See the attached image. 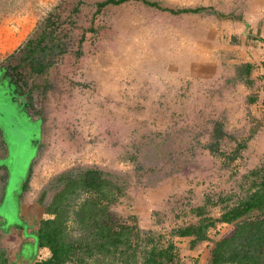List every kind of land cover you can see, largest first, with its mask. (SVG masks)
<instances>
[{
  "label": "rangeland",
  "instance_id": "374dc122",
  "mask_svg": "<svg viewBox=\"0 0 264 264\" xmlns=\"http://www.w3.org/2000/svg\"><path fill=\"white\" fill-rule=\"evenodd\" d=\"M77 1L78 10L70 12L71 3ZM96 1L0 0V132L4 133L3 125L6 123L9 127L15 125L16 129L11 133L12 142L16 149L26 152L11 166L4 157L6 148L0 145V194L4 178L10 180L4 198L6 203L0 205V216L9 224L23 218L25 223L34 225L41 216V206L35 205V199L51 175L76 164H98L126 174L125 192L129 197L124 200L128 203L115 205L114 209L118 213L130 214L132 207L136 206L139 227L161 235L164 241L170 236V229L197 222L200 216L212 215L217 219L220 210L216 207L209 206L199 215L180 203L190 199V203L194 201L199 205L206 193L212 197L235 191L241 193L238 188V182L243 181L241 170L247 166L248 159H254L251 137L257 127L253 128L255 117L251 112L254 108L246 102L250 92L246 85L243 88L234 78L231 79L232 73L225 72L228 79L222 81L224 71L233 67L227 64L230 56L228 45L236 44L237 40L234 35L227 34V22L218 14L241 19L237 12H240L243 2L154 0L156 7L139 0H127L107 3L95 11ZM56 3L60 4L55 9L59 21L56 34L67 51L38 77L35 76L34 79L38 80L33 81L29 76V82L36 84H32L29 91L32 101V110H29L25 108L21 91L16 90L19 86L16 87L11 74L4 70L6 64L1 62ZM189 5L209 6L212 11L174 14L159 8ZM242 21L239 23L244 24ZM244 28L243 33L248 37L262 38L251 34L256 32H250L249 27ZM42 52L26 50L28 58L24 59L22 52L20 65H27L30 58ZM194 68L199 71L196 75L192 74ZM207 69L208 74L203 75ZM217 69L219 72L223 70L222 74ZM228 82L234 93L239 91L234 100L224 94V86ZM163 95L171 96L168 106L163 107ZM178 96L181 97L179 106L172 101V97ZM241 107L245 112L244 122L238 125L239 121L233 114ZM130 110L135 113H129ZM141 114L147 116V120ZM9 115L13 121H9ZM209 117L224 118L221 126L225 125L229 130L219 139L221 150L231 151L236 142L246 140L245 146L227 166L223 165L224 155L198 148L206 141L210 142L207 135L198 133L204 124L201 122ZM148 126L155 130L167 128L164 144L168 146V153H174L171 158L164 155L167 160L163 158L158 162L156 171H169L170 168L169 173L160 178L151 174L149 168L152 165L150 159H156L154 148L145 150L143 157L139 154L140 162L146 166L138 170L139 178L131 168L129 154L137 155L138 152L134 144L146 147L151 144L149 137L154 133L149 132ZM195 136L202 141L194 149L173 148V137L184 139L178 141L184 147L195 143ZM158 151L162 152L161 149ZM262 160L264 158L258 163ZM30 161L27 188L21 196L22 210L19 211L20 184L26 179ZM4 163L8 164V172L11 171L9 176H6ZM149 172L151 181L146 177ZM157 180L161 183L152 186V182ZM146 181L147 187L142 186ZM172 205L180 206L176 209L177 215H173ZM6 208L12 212L6 213ZM67 224L74 232L69 219ZM3 226L6 227L7 222ZM19 228L14 226L0 235V248L14 259L20 242L31 240L29 247L33 250L27 256L33 257V237ZM226 229L216 220L206 229L207 238L197 241L192 248L187 246L185 236L174 239L177 235H173L172 239L178 240L177 251L181 258L198 264L200 254H204L209 243L224 234ZM24 251L28 252L27 249ZM94 261L89 258L87 264L104 262Z\"/></svg>",
  "mask_w": 264,
  "mask_h": 264
},
{
  "label": "trees",
  "instance_id": "16d2710c",
  "mask_svg": "<svg viewBox=\"0 0 264 264\" xmlns=\"http://www.w3.org/2000/svg\"><path fill=\"white\" fill-rule=\"evenodd\" d=\"M121 1L124 0H101L97 2V5ZM141 1L158 7L154 0L150 2L148 0ZM58 7L59 3H56L46 11L23 41L8 53L4 61L1 62L2 65L6 64L4 70L11 74L16 87L19 86L16 90L21 91L20 96L24 99L25 108L29 110H32L29 91L32 90V84L36 86L35 83L29 82V76L31 79H34L35 76L38 77L45 69L53 65L62 53L67 51L64 43L59 40L56 34L59 21H57L58 12L55 9ZM159 8L163 7L159 6ZM171 11L177 12L178 10L171 9ZM26 50L28 52L42 50L43 52L30 58L27 65L21 66L19 60L22 52H24L22 58H28ZM251 67L252 65L248 62H242L235 68V73L240 79L244 78L245 85L248 87L251 82L249 78ZM13 76L16 79H13ZM35 80L38 79L36 78L33 81ZM257 99L258 93L250 92L246 102L250 105L256 102ZM263 102L261 101V104ZM129 113L134 114L135 112L130 110ZM142 117H146L147 120V116ZM222 119L220 117H209L201 122L204 124L198 133L207 135L210 142L206 141L198 148H206L208 153L224 155L225 162L223 165L227 166L238 155L239 149L243 148L246 140L243 143L236 142L231 151L221 150L219 139L229 132L225 125L221 126ZM148 128L149 132L154 133L149 137L151 144L149 147L143 144L141 146L134 144L138 152L137 155L129 154L132 163L131 168L134 175L139 178L140 173L138 170L146 168L145 164L140 162L139 154L143 157L146 154L145 150L154 148L153 152L156 154V159H150L152 165L149 168L151 174L160 178L169 173L170 168L169 171L158 172L156 171L159 168L158 162L164 158V155L171 158L174 153H168V146L164 144L166 139L164 134L167 132V128L164 130H155L151 126H148ZM187 133L189 131L183 134ZM0 137V145L6 148L4 157L11 166L12 164L15 165L16 162L12 163L10 157V145L8 146L7 143L6 146L1 132ZM173 139L175 140L174 149L188 148L192 150L202 141L198 139V136H195V143L183 147L178 141L181 140L180 142H182L184 139H178V137H173ZM159 149L162 152H159ZM25 154L26 152L23 151L22 156H25ZM164 160L167 159L164 158ZM7 165L4 166L6 176L8 173L11 174V171L8 172L9 167ZM30 168L31 161L26 172V179L20 184L19 211L22 210L21 196L27 188V177ZM126 172L129 173V171ZM150 172L146 176L149 178L147 181H151ZM125 177L124 171L112 167L104 168L98 164H76L61 169L46 180L35 199L36 202L42 203L44 197L49 195L48 200L43 204V210L49 216H41L34 225L25 223L19 212L18 217L21 219L16 218L17 223L9 224L7 219L0 216V235H3V232H7L14 226L16 228L20 227V230H26L25 234H30L33 237L35 249L39 246H46L48 249L46 258L37 261V264H87L89 258L95 260L94 262L102 263L104 261L103 264H106V262L110 264H197L187 262L185 258L180 257L177 251L178 246L172 236L187 237V246L192 248L197 244V241L207 238L206 229L214 224L216 218L212 215L200 216L197 222L172 228L169 230L170 236L163 241L161 235L151 232L150 229L139 227L137 216L139 214H137L138 209L136 206L132 207L130 214L124 211L118 213L119 211L117 212L114 209L115 205L128 203L127 200H124L129 197L125 192L127 186ZM241 178L243 181L238 182L241 193L235 191V193L225 195L217 194L214 197L206 193L199 205H195L196 202L194 201L190 203V199L180 203L181 206L182 204H185L186 207L189 206L190 210H194L199 215L210 207H216L220 210L217 219L233 224L229 232L213 240L208 257L203 264H264V160L242 173ZM147 181L142 182V186L147 187ZM160 181H154L151 185L157 186L161 183ZM8 182H10L9 178L5 177L0 194V205L6 203L4 198L7 194ZM81 195L83 196L80 200H77ZM172 207L174 209L173 215H177L176 209L180 206L172 205ZM8 210L10 209H5L6 213L12 212V210ZM68 219L72 223L74 232L69 230ZM6 222L7 226L4 227L3 225ZM24 249H27L28 252H25ZM31 250L33 248H29L28 243L20 242L14 261L13 257L9 258L5 254L4 248H0V264H31L32 257L27 256ZM35 253L36 250L32 253L33 257Z\"/></svg>",
  "mask_w": 264,
  "mask_h": 264
},
{
  "label": "crops",
  "instance_id": "0c3cea01",
  "mask_svg": "<svg viewBox=\"0 0 264 264\" xmlns=\"http://www.w3.org/2000/svg\"><path fill=\"white\" fill-rule=\"evenodd\" d=\"M239 12V11H238ZM241 14L240 17L242 20H244V24H240L238 21H234L230 23V19L228 20L227 28L225 31H227L228 35L234 34L236 37L237 43L233 45H228V48L230 49L229 57L227 58V64L230 63L233 65L231 70L224 71L223 73V79H228L225 77V72L226 74L232 73L231 79H235L237 84H240L243 88L245 86L244 78L240 79L238 75L235 73V64L237 65L238 63L241 62H249L250 65H252L250 73H249V78H253L251 82L252 85L249 87L246 86L251 92V90L254 88L253 93L255 92L257 94L258 92V99L256 102L252 103L249 105L251 108H254L251 113H253L252 117L254 120V123H256L255 128L257 131L253 134L251 137V142L250 144L253 145L254 147V152L252 153V158L248 162L251 166L257 165L258 161L264 158V145H262L264 141V137L261 140V137L264 136V102L261 104V101H264V0H244V4L242 5V9L240 10ZM244 27H249L250 32H256V33H251L254 36H261L262 39L256 40L254 38L248 37L245 33H243V29L245 30ZM24 36V35H23ZM22 36V37H23ZM233 56V57H231ZM208 69L203 72L204 74H208ZM194 75H196L197 68H194L192 71ZM217 72L218 69H217ZM223 70L219 73L222 74ZM220 75V74H219ZM233 81V80H232ZM233 81V83H235ZM166 90V89H165ZM238 90V89H237ZM241 91V90H240ZM244 91V90H243ZM166 92H170L166 90ZM239 91L235 92L232 90V87H230V83H226L224 86V94L228 95V99L234 100L235 94H238ZM242 97V95H241ZM166 100L163 102V107L166 105H169V101H171V96H166ZM164 98V99H165ZM173 100L176 101V104L179 102L178 99L181 100V97H172ZM263 99V100H262ZM230 101V100H227ZM229 103V102H228ZM177 106V105H176ZM234 117H237L239 123L238 125L243 124L244 122V115L245 112L243 110V107L240 109L238 108L236 114H233ZM258 117V119L256 118ZM235 123V120H234ZM258 144V145H254ZM181 236H175L174 239L179 238ZM182 238V237H181ZM30 242V240H28ZM176 241L175 244L177 243L178 240ZM197 251V250H196ZM195 251V252H196ZM203 254H200L198 260H206V257L204 255V258L202 257Z\"/></svg>",
  "mask_w": 264,
  "mask_h": 264
},
{
  "label": "flooded vegetation",
  "instance_id": "af4514ba",
  "mask_svg": "<svg viewBox=\"0 0 264 264\" xmlns=\"http://www.w3.org/2000/svg\"><path fill=\"white\" fill-rule=\"evenodd\" d=\"M67 1V0H66ZM99 1H101V0H97L96 2H95V4H96V8H95V11L97 10L98 11V9L102 6V5H100V6H98L97 5V2H99ZM124 1H127V0H124ZM140 2H142V3H144L145 5H148V6H150L151 4L150 3H146L145 1H141V0H139ZM149 2L151 1V0H148ZM122 2V1H121ZM242 5L244 4V0H242ZM107 3H112V2H107ZM107 3H105V4H107ZM116 3H119V2H116ZM78 4H79V1H77V2H74V3H71V8H70V12H72V10H78V8H79V6H78ZM105 4H103V5H105ZM112 4H115V3H112ZM59 7H60V4H59ZM63 7V6H62ZM69 9V8H68ZM162 9H166V10H168V11H170V12H172V13H174V14H176V13H195V12H198V11H208V10H211L212 11V7H209V6H198V5H189V6H183V7H178V8H171V9H177L178 11L177 12H173V11H171V9L170 8H162ZM170 9V10H169ZM242 9V6L240 7V10ZM239 11V10H238ZM46 13V12H45ZM238 13V16H240V14H241V12H237ZM219 16H222V20H224V21H226L227 22V24H228V20L230 19V23L231 22H234V21H238L239 22V20H241V19H238V17L236 16L235 18H230V16H228V15H225V14H218ZM43 16V15H42ZM41 16V17H42ZM40 17V18H41ZM224 17H226V18H224ZM234 20V21H233ZM243 23H244V20L242 21ZM28 33V32H27ZM231 35H234V34H231ZM82 36V35H81ZM262 39V38H261ZM257 41H258V39H256ZM260 40V39H259ZM261 41V40H260ZM264 43V42H263ZM78 51H80V50H78ZM249 63V62H248ZM250 64V63H249ZM250 79H252V78H250ZM258 93V92H257ZM150 96V95H149ZM165 98V96L163 95L162 96V99H163V101H165L166 100V98ZM173 101V103H175L176 101L175 100H172ZM170 102V101H169ZM261 103V102H260ZM18 115V114H17ZM10 116V115H9ZM8 116V118H10V120L9 121H13L11 118L12 117H9ZM12 116V115H11ZM19 116V115H18ZM13 117H16V116H13ZM256 118L258 119V117L256 116ZM16 120H18V119H16ZM259 120V119H258ZM199 124H200V122H199ZM6 125H8V123H6ZM6 125H3V129L5 130V131H3L4 133H2V137H4V139H5V144H6V146H7V143H8V146L10 145V157H11V159H12V163H15L16 161H19V160H21L22 159V151L19 149H16V145L14 144V142H12L13 140H12V137H11V133L13 134V132L12 131H15V129H16V126L15 125H11V127H9L10 125H8V126H6ZM201 125V124H200ZM245 146V145H244ZM243 146V147H244ZM8 149V148H7ZM248 160H250V159H248ZM11 161V160H10ZM12 165H14V164H12ZM247 166V168L249 169V168H251V167H253V166H255V165H253V166H251L250 164H248V162H247V164H246ZM246 167L244 168V169H242L241 170V172L242 173H244L245 171H247L246 170ZM244 171V172H243ZM241 173V174H242ZM48 197L49 196H46V197H44V199L41 201L42 203H40V202H36V200H35V205H39V206H41V216H49V214H47V213H45L44 212V210H43V204L45 203V201H47L48 200ZM38 212L40 211V210H37ZM43 214H45V215H43ZM40 216V217H41ZM39 217V218H40ZM218 217V216H217ZM217 220V222H219L222 226H225V227H227V229H226V231H225V233H227V232H229L231 229H232V226H233V224L231 223V225H228V223L227 222H224V221H221V220H219V219H216ZM215 220V221H216ZM224 233V234H225ZM223 235V234H222ZM221 235V236H222ZM33 241V240H32ZM30 243H31V240H30V242H28V247H29V245H30ZM33 244V243H32ZM29 248H31V247H29ZM36 253L34 254V257H32V260L33 261H31V263L32 264H37V261H39V260H42V259H44V258H46V256H47V254H48V249H47V247L46 246H39V247H36ZM208 253H209V251H208ZM207 257H208V254H207ZM207 257H206V259H207ZM206 261V260H205Z\"/></svg>",
  "mask_w": 264,
  "mask_h": 264
},
{
  "label": "water",
  "instance_id": "95a60500",
  "mask_svg": "<svg viewBox=\"0 0 264 264\" xmlns=\"http://www.w3.org/2000/svg\"><path fill=\"white\" fill-rule=\"evenodd\" d=\"M228 225H231V223H228ZM220 237V236H219ZM218 237V238H219ZM217 239V237L215 238V240ZM213 244V242H210L209 243V245H208V248L205 250V252H204V254L202 255V257L204 258V255L205 256H207V254H208V251H209V249H210V247H211V245ZM205 261H203V260H198V264H203Z\"/></svg>",
  "mask_w": 264,
  "mask_h": 264
}]
</instances>
